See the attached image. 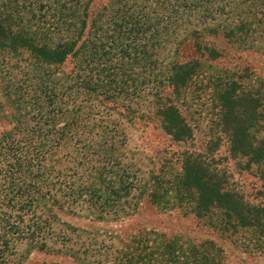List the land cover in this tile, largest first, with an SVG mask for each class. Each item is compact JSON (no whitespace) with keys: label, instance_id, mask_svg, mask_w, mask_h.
Wrapping results in <instances>:
<instances>
[{"label":"rangeland","instance_id":"1","mask_svg":"<svg viewBox=\"0 0 264 264\" xmlns=\"http://www.w3.org/2000/svg\"><path fill=\"white\" fill-rule=\"evenodd\" d=\"M86 4L80 42L100 50L105 44L95 61L112 73L122 53L114 47L123 48L125 56L138 51L132 75L147 80L139 96L132 94L137 84L130 81L129 95L106 92L103 99L99 92L89 97L82 85L68 89L77 59L68 58L59 70L46 69L47 60L34 56L26 45L14 49L10 38H0V210L8 207L9 199L23 195L31 180L55 182L58 175L57 181L73 187L59 192L52 188L48 207L41 208L46 216L56 215L53 228L64 229L70 240L54 244L51 236L55 252L28 254L23 243L24 264H123L124 253L136 252L134 237L147 246L144 252L137 246L146 254L137 264H176V258L167 257L164 243L173 245L176 256L189 243L202 246L207 239L224 248L227 264H264V221L257 230L246 227L225 236L207 219L188 215L190 205L168 204V196L157 207L143 199L140 189L154 172L163 174L157 182L171 189L185 151L203 152L202 159L219 169L229 188L260 204L264 213V159L258 163L229 151L233 146L264 148V0H0V14L22 38L55 47L83 27L79 15ZM135 19L138 23L126 25ZM124 62V67L131 65V60ZM189 62L188 69L195 67L193 77L181 86L178 98L193 137L175 140L157 115L155 79L164 81L173 65ZM51 84L58 106L50 110H64L47 109L44 116L48 103H43L41 91L46 86L50 91ZM48 120L54 124L45 127L50 132L41 138L34 122ZM238 128L247 141L232 142ZM60 132L66 136L58 145L53 142L61 138ZM107 181L115 182V190L125 182L130 195H121L115 207L102 212L87 209L85 196H77L82 185L99 187Z\"/></svg>","mask_w":264,"mask_h":264},{"label":"trees","instance_id":"2","mask_svg":"<svg viewBox=\"0 0 264 264\" xmlns=\"http://www.w3.org/2000/svg\"><path fill=\"white\" fill-rule=\"evenodd\" d=\"M125 8L122 10H125ZM127 12L126 13L129 14L130 11L128 10ZM87 14L88 4L83 7L79 15L83 27L78 28L72 35L68 33L65 38H62L63 42L55 47H51L47 42L45 44H40L37 40L22 38V33L9 29L6 20L1 17V14L0 38L4 40L7 39V37L10 38L14 44L13 46H15L14 49L26 45L34 56H41L43 61L47 60L46 69L50 66H54L55 70H59L61 64L68 58L72 60L77 59L78 63L75 69H73V77L70 79L72 84L68 89L74 88L77 85H82L89 97H96L99 92H101L99 93L101 98H105L106 92L114 94V97H123L125 94L129 95L132 93L131 91L127 92L128 86L132 82L133 84H137L132 94L139 96L140 91L144 88L142 85L146 83L147 80L142 79L143 81H141V79H137L136 76L132 75L135 71L132 66L140 57V55H137L139 52H131L128 53V56H125L126 53L123 48L114 47L117 53L120 50L122 52H120L121 54L119 55L120 65H116V70L112 73L109 71L110 68L104 69V67H100V62L95 60L97 55L102 52V47L105 48V44H101L102 47L100 50L99 46L98 49H96L97 47L95 45L89 47V44L86 45L85 41L80 42V39L84 36L85 18ZM123 15L119 13L116 16ZM147 15L149 16V13ZM145 20L149 21L150 19ZM116 22V25H119L118 21ZM134 22L138 23V19L126 21V25L129 26L130 24H134ZM123 24L125 23H120V25ZM145 24L144 22L142 23V25ZM113 35L114 34L109 36L112 37ZM117 53L116 55H118ZM144 58L145 56L143 59ZM125 59L131 60V65L128 64L124 67V63H127L124 62ZM189 66H191L190 62L181 63L180 66L173 65L172 69H170V73L166 76V80L160 81L157 78L155 79L159 84L156 91H154V95H156L157 115L163 117L161 120L162 125L164 123V128L166 129V127H168L171 130L168 132L175 140L183 139L186 141L193 137L192 124L187 116L183 114L182 106L184 103L178 98L181 86L187 84L188 80H192L195 67L193 66L192 69H188ZM165 88L170 89L169 93L164 91ZM41 92L45 95L44 100H46L43 103H48L49 107L48 108L47 105L44 107V116L47 109L51 112L60 109V111L63 112V106L50 110V108L58 106V104H56V101L58 102V100H56L58 96L55 92L54 85L51 84L50 91L46 86V91L42 90ZM162 100H167L169 104L165 105L161 102ZM49 123L54 124V121L48 120L47 122L45 121V123L42 122V124L34 122L35 132H37L41 138L49 134L50 131L45 130L46 126L47 128L50 126ZM243 123L245 124L244 121ZM53 127V129H56L55 125H53ZM239 129L240 128L235 129L234 140H232L234 143L236 141L241 142L249 139L243 136V134L239 132ZM63 136H66L64 132L61 134V138L53 143L59 145ZM44 140V144H48L50 141L47 138H44ZM238 150L241 151L238 152ZM229 151L230 154L238 153L248 156L251 161L254 160L258 163H262L264 159L263 147H258L254 150H243L236 149V147L233 146ZM16 154L17 153H14V155ZM203 154V152L185 151L181 172L173 177L171 182L173 186L171 189L167 188V184L162 186L161 182H157L163 174L154 172L149 182L141 184L140 189L142 190L141 196L143 199H146L147 202L154 206L160 207V200L171 196L172 199L168 204L177 203V206H183V204L190 205L191 212H189L188 215L193 214L201 220L207 219L209 225L219 229L218 232L225 234V236L229 234L232 235L233 232L236 233V230L246 227H251V229L255 230H257V227L262 228L264 213L261 212L262 207L260 204L250 203L238 189H230L228 182L224 178H221L222 175L220 176L219 169L217 170L212 167L211 164L207 163L206 160L202 159L204 157ZM16 163L18 167H21L20 157L18 155ZM40 169L45 170V167L41 166ZM38 173L44 175L42 171ZM39 174L34 175V177L39 176ZM56 178L58 180V175H56ZM57 180L48 183L45 181L39 183L36 180H31L22 190L24 192L23 195L18 196L19 198L15 200L9 199L10 203L8 202V207L6 206V209L2 208L3 210H0V264H24L23 260L26 256L21 252L20 248L23 243L27 245L26 254H28V252L32 250L52 249L55 252V247L53 249L52 246H50L51 236L54 237V244L61 245V242L70 240L64 234V229L61 228L56 230V228H53L52 222L55 221L56 223V215L54 214V217L50 215L51 213L47 212L48 214L46 216L44 210H41L43 207H48L47 205L51 198L49 195L53 194L52 188L59 192L63 191L64 187L67 186L72 190V183H67L68 181L66 180ZM114 183V181H111V183L107 181L104 185H100L99 187H93L91 185L85 186V184H83L82 190L77 196H79V198L85 196L86 199H84L83 202L87 203V209L93 210V208H96L102 212L104 209L110 208L111 206L115 207L116 204L119 203L118 198H120L121 195H126V197L130 195V192L125 193V190L128 191L131 186L123 182V186L121 185L119 189L115 190L116 185ZM161 187L163 188L162 194L160 192ZM144 190L148 191V195H145ZM170 192H173V195ZM142 197L138 198L141 199ZM1 204L4 206L3 203ZM136 206H138V203ZM99 216H102V214L99 213ZM139 238L141 237H134L133 241L135 243L133 242L132 244L135 246L136 241H138L137 246L139 245L142 252H144L147 250V246L145 243H142V240ZM146 241L147 238L144 239L143 242ZM137 246L133 247L136 249V252L127 251L132 253L131 255L127 252L123 254L121 257L123 264H137L142 257L146 256V254L141 255V252L137 251V249L140 248ZM163 246L167 249L165 251L167 257L176 258L178 264H227L224 259L226 256L224 248L212 239H207L202 246L191 245V243H189L186 248L183 249L184 251L178 253L176 256L174 254L175 248L172 247L173 245L171 243L166 242ZM128 247L130 248V245H128ZM263 249L264 247H262V250Z\"/></svg>","mask_w":264,"mask_h":264}]
</instances>
